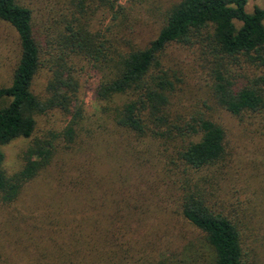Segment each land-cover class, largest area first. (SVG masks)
I'll return each mask as SVG.
<instances>
[{"label": "trees", "instance_id": "16d2710c", "mask_svg": "<svg viewBox=\"0 0 264 264\" xmlns=\"http://www.w3.org/2000/svg\"><path fill=\"white\" fill-rule=\"evenodd\" d=\"M249 1L177 0L165 13L155 38L142 44V27L136 31L129 24L133 7L141 0L126 4L121 0H47L48 14L40 23L35 11L20 0H0V19L16 31L20 47L11 83L0 86V145L33 137L37 115L55 108L72 116L63 133V149L80 157L76 162L79 178L93 180L97 175L96 162L86 156H91L90 144L85 139L78 142L82 133L87 138L103 137V147H112L106 160L123 158L121 165L132 154L123 144L138 145L144 160L154 161L163 179L172 184L170 188L179 190V203L172 213L203 234L209 264H248L245 219L218 188L223 186L232 149L213 105L238 120H250L264 137V7L255 6L250 12ZM174 44L192 50L188 58L194 55L207 63L211 76L196 75L202 96L189 94L185 72L174 67L169 55ZM80 60L100 76L95 87L101 105L96 128L84 124L82 103L74 110L75 103L81 102L76 74ZM44 68L51 74L48 96L41 98L33 91V83ZM182 96L192 99L181 104ZM58 155L59 142L37 141L24 151L22 168L9 174L0 148V203L15 201L24 187L45 180L41 178ZM58 180L53 183L65 182L63 177ZM75 191L79 193L78 188ZM104 198V204L112 203V196ZM93 200L92 195L70 192L61 202L67 208L84 205L86 222L111 216L119 226L125 216L128 221L138 215L148 218L131 208L129 214L118 198L117 208L112 205L109 213L97 215ZM159 201L168 210L170 206L162 198ZM152 216V224L163 218Z\"/></svg>", "mask_w": 264, "mask_h": 264}, {"label": "rangeland", "instance_id": "374dc122", "mask_svg": "<svg viewBox=\"0 0 264 264\" xmlns=\"http://www.w3.org/2000/svg\"><path fill=\"white\" fill-rule=\"evenodd\" d=\"M20 1L35 11L38 23L46 18L47 0ZM121 1L126 4L130 0ZM176 1L141 0V3L132 5L129 24L136 31L142 27L139 39L143 42L140 43L155 38L163 25L165 13ZM255 6L264 7V0H250L248 11L252 12ZM190 52L193 51L178 44L169 48L174 67L181 68L186 74L189 94L192 97L202 96L203 88L196 81V75L209 78V67L194 55L188 58ZM19 55L16 31L0 19V86L11 83ZM50 74L44 68L34 80L33 91L41 98L48 96ZM76 74L80 81L81 102L75 103L74 110L82 103L80 106L86 114L84 124L87 128H96L101 105L95 95V87L100 76L84 60L78 62ZM189 99L192 98L182 96L181 104ZM213 107L217 119L227 129L232 149L223 186H218L219 192L222 198L227 196L230 205L237 206L245 219V240L251 257L248 264H264V137L256 133V126L250 120H238L228 111L216 105ZM71 117L60 108L49 109L37 115L38 128L33 137L0 145L6 155L4 167L12 174L22 168L23 153L29 145L37 141L59 142V155L41 178L45 180L24 187L15 201L0 203V264H209V252L201 241L203 234L179 218L177 212L172 213V208L179 203V190L170 188L172 184L163 179L164 173L156 168L154 161L144 160L141 151L137 150L138 145L131 148L133 144H123V148L132 154L121 165L123 158L116 160L109 155L111 160H106L112 147H103V137L87 138L82 133L78 142L85 139L90 144L91 156H86L89 161L96 162L94 168L97 175L93 180H86L83 175L79 178L80 170L76 162L80 157L65 154L68 152L63 149L66 144L63 133ZM138 149L144 147L139 146ZM159 167L162 168L161 165ZM106 176L109 177L105 179ZM56 177L57 180L63 177L65 182L53 183ZM77 188L79 193L75 191ZM94 189L97 190L92 191ZM70 192L82 197L92 195L96 199L92 201V207L97 215L101 211L109 213L112 205L117 208L114 202L118 198L122 199L129 214L131 208L148 218L138 215L132 217L135 221H128L124 215V220H119V226L111 216L86 222L82 219L86 211L84 205L67 208L61 202ZM104 195L112 196V203L108 201L104 204ZM160 198L170 206L168 210L161 208ZM150 214L163 218L152 224ZM153 218L155 221L156 218Z\"/></svg>", "mask_w": 264, "mask_h": 264}]
</instances>
